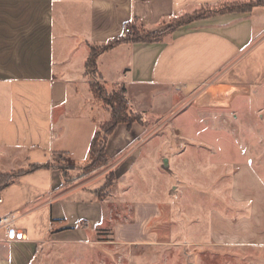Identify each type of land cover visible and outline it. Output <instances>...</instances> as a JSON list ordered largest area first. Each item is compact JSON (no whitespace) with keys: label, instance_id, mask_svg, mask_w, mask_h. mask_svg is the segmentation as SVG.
Segmentation results:
<instances>
[{"label":"crops","instance_id":"crops-1","mask_svg":"<svg viewBox=\"0 0 264 264\" xmlns=\"http://www.w3.org/2000/svg\"><path fill=\"white\" fill-rule=\"evenodd\" d=\"M249 1L0 0V174L17 175L0 191V220L13 216L16 227L14 240L0 229V264H28L56 236L83 234V222L113 226L118 246L213 245L216 208L170 199L173 181L180 190L189 171L193 196H200L201 180L224 182L213 189L224 198L219 240L251 246L256 252L245 264H264V238L230 235L231 182H240V195H264V6L194 22L163 42L122 37L134 22L157 31L190 10ZM114 42L97 60L98 81L109 93L124 88L130 110L146 124H120L106 144L109 169L131 209V221L122 224L106 220L94 194L102 178L67 188L57 168V157L85 165L95 136L111 121L91 91L87 62L92 48ZM197 88L202 93L176 98ZM34 166L41 169L29 172ZM163 224L179 236L164 241L154 231Z\"/></svg>","mask_w":264,"mask_h":264},{"label":"rangeland","instance_id":"rangeland-1","mask_svg":"<svg viewBox=\"0 0 264 264\" xmlns=\"http://www.w3.org/2000/svg\"><path fill=\"white\" fill-rule=\"evenodd\" d=\"M252 3L256 6H264V2L259 3L257 0L249 2L230 3V4H248ZM258 3V4H257ZM225 3L222 5H228ZM226 7V6H225ZM253 7V8H254ZM253 10V9H252ZM209 10H190L182 16L173 18L169 21L162 23L157 31H147L142 25L138 23H131L126 25L125 29L129 27L133 35V27L140 36L149 34L150 38L160 36L170 32L162 41L172 34V30L180 23V21H190L198 15V13H208ZM179 29V28H178ZM145 37V36H143ZM99 78L94 76L93 81L102 85ZM203 88L194 90L181 89L176 98L187 99L191 95L202 93ZM110 90V89H109ZM143 121V120H142ZM144 123V121H143ZM135 124V123H134ZM139 124V123H137ZM141 125V124H140ZM146 125V124H144ZM171 139L181 140L173 134L168 135ZM256 139L255 136H253ZM169 138V139H170ZM105 139V132L102 128L98 140V148L102 147L103 140ZM108 140V139H107ZM183 140V139H182ZM107 144V143H106ZM96 158V157H95ZM99 158V157H98ZM57 168L63 173L65 178V185L67 188L77 187L85 181L102 178L103 185L98 187L94 192L100 205L104 209L106 220L113 219L118 223H129L131 221L130 206L122 201L116 185V174L109 169V163H104L103 159L99 158L98 163L92 164L91 158L80 168L69 166L65 159L57 157ZM184 173H187L189 166H183ZM172 174V173H171ZM188 177L179 183L182 185L179 190L177 182L173 181V187L170 191L171 200L181 206H190L193 202L200 204L201 207L210 208L215 211L216 208V223L215 227H211V236H214L213 245L207 244L193 248L191 245H184L177 247L173 244L157 247H144L133 245H115L113 241V226L97 227L91 229V225L87 222L81 223L79 229L83 230V234H76L73 231L69 232L67 239L59 240L56 236L55 241H49L38 252V254L29 261L28 264H245L246 260L251 258L256 250L250 248L251 246H242L239 244H222V236L224 235V227L222 221L219 219L218 210L224 204V198L221 196H214L213 189L224 188V182L215 185L213 182L201 180L200 196H193L192 180L190 171L187 173ZM83 177L82 181H77ZM228 182H226L227 184ZM203 185V186H202ZM209 187L212 191L208 192ZM232 196V227L230 230L231 237L234 238H264V195L263 196H250L240 195L242 193L239 181L231 182ZM228 199V198H226ZM66 223L54 224L53 233H58V228L65 227ZM164 241L169 242L170 236L176 235L175 227L170 228L163 224L154 229ZM179 231V229H178ZM202 234L207 235L208 230L203 227L200 229ZM226 233L229 232L226 230ZM183 235L186 237L191 236V229L186 228L183 230ZM179 236V235H176ZM232 239V240H233Z\"/></svg>","mask_w":264,"mask_h":264},{"label":"trees","instance_id":"trees-1","mask_svg":"<svg viewBox=\"0 0 264 264\" xmlns=\"http://www.w3.org/2000/svg\"><path fill=\"white\" fill-rule=\"evenodd\" d=\"M259 2V1H258ZM264 2V1H261ZM259 2V3H261ZM258 4V3H257ZM226 6V7H225ZM255 5L252 3L248 4H228V5H220L214 8H201V10H209L208 13H198L196 17H194L190 21H180V23L176 26L175 29L172 30V33L175 32L178 28L190 25L197 21H202L208 19L212 16L216 15H224L228 13H249L252 11ZM170 32H167L160 36H154L150 38L149 34H144L140 36L135 27H133V35L131 36V41L134 43L148 44L153 42L162 41ZM119 42H114L109 45H106L102 48H92L91 55L87 62V75L93 79L94 76L99 78L98 68H97V60L102 53H105L114 46H116ZM91 91L94 94L95 98L102 102L107 108L111 111V121L103 127L105 132V139L103 140L102 147L98 148V140L100 132L95 136L90 152V158L92 164L98 163L99 158L103 159L104 163L108 162V156L106 152V143L107 139L113 134L115 129L120 124H126L128 127H131L134 123H139L144 125L141 116L134 114L129 107L128 100L126 98V90L124 88L119 89L118 91H114L109 93L104 86L92 80ZM96 157V158H95ZM99 157V158H98ZM48 167V166H46ZM41 169L40 166L32 167L29 172H34ZM15 174H0V191L11 185L16 178Z\"/></svg>","mask_w":264,"mask_h":264},{"label":"built area","instance_id":"built-area-1","mask_svg":"<svg viewBox=\"0 0 264 264\" xmlns=\"http://www.w3.org/2000/svg\"><path fill=\"white\" fill-rule=\"evenodd\" d=\"M132 34V31L129 27L125 29V32L122 34V37L127 39L129 36ZM1 197H0V202H1ZM1 228H6V239L7 240H14L15 238V232H16V227H15V219L13 216H7L3 219L0 220V229Z\"/></svg>","mask_w":264,"mask_h":264},{"label":"water","instance_id":"water-1","mask_svg":"<svg viewBox=\"0 0 264 264\" xmlns=\"http://www.w3.org/2000/svg\"><path fill=\"white\" fill-rule=\"evenodd\" d=\"M257 1L261 2V1H264V0H257Z\"/></svg>","mask_w":264,"mask_h":264}]
</instances>
